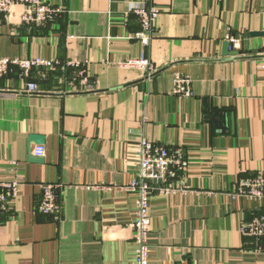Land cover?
I'll use <instances>...</instances> for the list:
<instances>
[{
    "label": "crops",
    "instance_id": "crops-1",
    "mask_svg": "<svg viewBox=\"0 0 264 264\" xmlns=\"http://www.w3.org/2000/svg\"><path fill=\"white\" fill-rule=\"evenodd\" d=\"M44 1L61 12L29 24L16 4L0 22V56L56 62L26 80L16 67L0 76V180L21 182L0 212V264H135V195L124 187L141 138L188 161L152 185L149 264H264L240 232L264 200L235 194L240 178L264 173V37L251 35L264 29V0H155L147 44L131 11L142 0ZM141 54L151 77L117 65ZM66 62L80 63L88 88ZM174 74L192 97L172 94ZM47 182L58 185L54 215L38 210ZM174 183L182 191L158 192Z\"/></svg>",
    "mask_w": 264,
    "mask_h": 264
},
{
    "label": "built area",
    "instance_id": "built-area-1",
    "mask_svg": "<svg viewBox=\"0 0 264 264\" xmlns=\"http://www.w3.org/2000/svg\"><path fill=\"white\" fill-rule=\"evenodd\" d=\"M16 4L21 5L23 9L22 21L29 24H42L61 12L60 7L44 0H0V22L9 15ZM131 11L139 18L141 26V30L136 33V38L143 44H147L150 35L154 32V23L160 13L159 8L155 4V0H142L141 3L133 4ZM65 64L66 66L79 68L76 76L81 84L88 88L87 75L83 68H80V63L66 62ZM117 65L124 69H138L147 77H151L156 71L155 65L145 54L120 61ZM55 66L56 62L51 59L0 56V76L16 67L19 69L20 78L26 80L30 77L33 69L54 68ZM25 86L27 91L30 92L37 89L34 82L27 81ZM172 94L180 97H192L194 93L190 80L180 74H174ZM43 154V146L34 148V155L42 156ZM137 164L138 169L135 177L124 187L135 195V219L128 224V227L132 230V238L135 243V264H149V235L152 224L150 194L152 185L157 180H165L176 171L185 170L188 161L180 147L168 148L156 145L146 138H141L139 140ZM20 186L21 182L18 179L0 180V212L6 210L8 205L17 197ZM39 186L42 190L38 205L39 212L44 215L57 214L61 209L55 193L58 185L47 182L41 183ZM177 191H182V188L176 183L158 187V192L161 194H174ZM235 194L255 201L264 200V173L258 172L255 175L240 178L237 181ZM240 232L254 238L258 250L264 249V215L242 224Z\"/></svg>",
    "mask_w": 264,
    "mask_h": 264
},
{
    "label": "water",
    "instance_id": "water-1",
    "mask_svg": "<svg viewBox=\"0 0 264 264\" xmlns=\"http://www.w3.org/2000/svg\"><path fill=\"white\" fill-rule=\"evenodd\" d=\"M251 35L252 36H258V37H264V29L262 31H259V32H254ZM227 47H228V43H224V51L226 50ZM260 52H264V47H262ZM226 54L237 55V54H241V52L230 51ZM29 140H30V142H32L36 145H40L43 143L44 138H43V136H40V135H31ZM33 160L34 161H42V159H38V158H35Z\"/></svg>",
    "mask_w": 264,
    "mask_h": 264
}]
</instances>
